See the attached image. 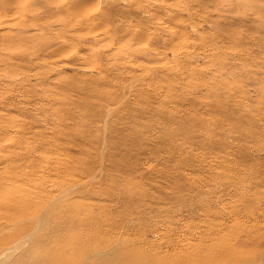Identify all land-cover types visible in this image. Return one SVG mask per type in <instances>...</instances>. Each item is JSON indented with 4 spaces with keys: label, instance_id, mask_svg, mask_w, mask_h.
<instances>
[{
    "label": "rangeland",
    "instance_id": "374dc122",
    "mask_svg": "<svg viewBox=\"0 0 264 264\" xmlns=\"http://www.w3.org/2000/svg\"><path fill=\"white\" fill-rule=\"evenodd\" d=\"M72 1L0 0V264H264V0Z\"/></svg>",
    "mask_w": 264,
    "mask_h": 264
},
{
    "label": "bare ground",
    "instance_id": "6f19581e",
    "mask_svg": "<svg viewBox=\"0 0 264 264\" xmlns=\"http://www.w3.org/2000/svg\"><path fill=\"white\" fill-rule=\"evenodd\" d=\"M86 0H74L71 2V5L76 9L80 7L81 2L83 3ZM73 9V8H72ZM73 9V10H75ZM178 36V33L176 34V37ZM54 50V49H53ZM53 51L52 53H54ZM68 170V169H67ZM241 239V238H240ZM261 236H257L256 233L249 232L244 235V238H242L241 243H257L258 241L260 242ZM240 241V240H239ZM262 241V240H261ZM239 243V242H238ZM66 251V248H65ZM31 253V251H28V255ZM25 254V253H24ZM127 252L124 250V248H117V247H112L110 249H107L103 252H94L92 255L88 256L90 259L93 257V259H90L88 264H127V263H132L136 264L135 258H127ZM25 257L27 256L26 254L24 255ZM248 255H245L242 257V259H238L237 264H254V261L249 260ZM183 263V262H182ZM218 264V263H217Z\"/></svg>",
    "mask_w": 264,
    "mask_h": 264
}]
</instances>
